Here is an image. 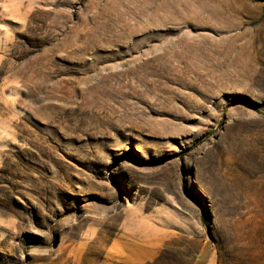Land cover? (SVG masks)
Masks as SVG:
<instances>
[{"label": "rangeland", "instance_id": "rangeland-1", "mask_svg": "<svg viewBox=\"0 0 264 264\" xmlns=\"http://www.w3.org/2000/svg\"><path fill=\"white\" fill-rule=\"evenodd\" d=\"M0 148V264H264V0H0Z\"/></svg>", "mask_w": 264, "mask_h": 264}, {"label": "bare ground", "instance_id": "bare-ground-1", "mask_svg": "<svg viewBox=\"0 0 264 264\" xmlns=\"http://www.w3.org/2000/svg\"><path fill=\"white\" fill-rule=\"evenodd\" d=\"M241 54V53H239ZM244 54H246L245 56H247V58L250 60V58H252L253 60H256V55H254V52H251L250 50L246 51V53L244 52ZM238 55V54H237ZM230 57V56H229ZM234 57V56H233ZM246 63V62H245ZM217 65V64H216ZM215 65V66H216ZM175 71H186V72H192V73H197L196 77H193V80H199L200 82L203 83V88L205 86V89L208 91L210 89H213V80H212V74L211 71H209L208 69L205 72H202V69L200 66L195 65H189V64H184L183 66H179L176 65L174 67ZM198 81V82H199ZM108 98L107 95L105 93H98L93 95V98L91 99L92 102H98V104H107L108 103ZM110 132V131H109ZM112 134V133H111ZM113 135H111L112 137ZM109 147V146H108ZM3 148V147H2ZM2 148H0V154L4 151ZM107 150H110L108 148H106ZM3 158V157H2ZM115 215V219H116ZM118 221V220H117ZM111 225V224H110ZM118 225V223L114 222V224H112V226H114L113 228H116ZM112 228V229H113ZM109 229V228H108Z\"/></svg>", "mask_w": 264, "mask_h": 264}, {"label": "crops", "instance_id": "crops-1", "mask_svg": "<svg viewBox=\"0 0 264 264\" xmlns=\"http://www.w3.org/2000/svg\"><path fill=\"white\" fill-rule=\"evenodd\" d=\"M198 240H199V244H202L203 246L201 251L198 253L196 264H211V261H209L210 253H211V245L209 241H207V239H204L202 242L201 239ZM165 245L166 243H162V242L160 243L158 241L152 242L149 250H147V255H145L144 259H149L151 261L163 259L162 252L165 250Z\"/></svg>", "mask_w": 264, "mask_h": 264}]
</instances>
